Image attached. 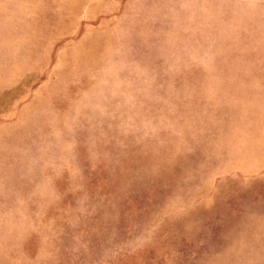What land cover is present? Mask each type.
<instances>
[{"label": "rangeland", "instance_id": "obj_1", "mask_svg": "<svg viewBox=\"0 0 264 264\" xmlns=\"http://www.w3.org/2000/svg\"><path fill=\"white\" fill-rule=\"evenodd\" d=\"M0 264H264V0H0Z\"/></svg>", "mask_w": 264, "mask_h": 264}]
</instances>
